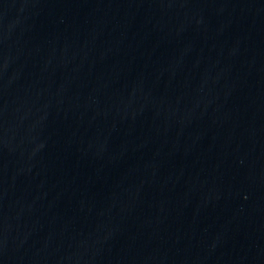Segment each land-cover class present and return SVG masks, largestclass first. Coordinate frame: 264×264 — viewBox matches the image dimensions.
<instances>
[{"label":"water","instance_id":"water-1","mask_svg":"<svg viewBox=\"0 0 264 264\" xmlns=\"http://www.w3.org/2000/svg\"><path fill=\"white\" fill-rule=\"evenodd\" d=\"M264 208V0H0V264H158Z\"/></svg>","mask_w":264,"mask_h":264}]
</instances>
